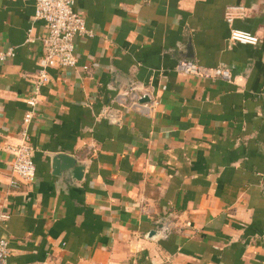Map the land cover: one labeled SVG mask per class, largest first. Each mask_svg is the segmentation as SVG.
Listing matches in <instances>:
<instances>
[{"label": "crops", "instance_id": "1", "mask_svg": "<svg viewBox=\"0 0 264 264\" xmlns=\"http://www.w3.org/2000/svg\"><path fill=\"white\" fill-rule=\"evenodd\" d=\"M74 11L91 36L39 89L27 185L10 149L46 30L35 0H0V48L14 49L0 66L7 264H264V0H76ZM231 29L259 43H232ZM180 61L232 80L179 75ZM57 154L85 167L81 181L53 167Z\"/></svg>", "mask_w": 264, "mask_h": 264}, {"label": "built area", "instance_id": "2", "mask_svg": "<svg viewBox=\"0 0 264 264\" xmlns=\"http://www.w3.org/2000/svg\"><path fill=\"white\" fill-rule=\"evenodd\" d=\"M76 0H35L34 18L45 27V35L41 38V57L38 60V73L33 86V93L26 103L29 111L25 114L17 137V145L10 149L12 159L10 170L12 177L24 184L32 185L36 181V168L33 162V149L30 142L29 126L34 120L35 107L38 104L39 89L50 82L49 70L72 69L77 64L76 39L90 37L84 17L74 11ZM234 16L228 12L226 22L231 24ZM229 40L232 43L255 46L258 38L250 33L231 29ZM30 42V40H28ZM14 57V49L0 48V66ZM88 67H84L87 69ZM175 72L182 76H194L200 79H222L231 81V72L224 67L208 68L190 61H180ZM138 88L132 87L131 94ZM4 218V216H0ZM9 255L8 243L0 239V264H7Z\"/></svg>", "mask_w": 264, "mask_h": 264}, {"label": "water", "instance_id": "3", "mask_svg": "<svg viewBox=\"0 0 264 264\" xmlns=\"http://www.w3.org/2000/svg\"><path fill=\"white\" fill-rule=\"evenodd\" d=\"M142 102H149L148 98H144ZM53 161V167L56 170H70L73 173L74 179L76 181H81L84 175L85 167L83 165H80L77 160H75L73 157H70L65 154H57L51 156ZM55 170V171H56ZM59 172V171H56Z\"/></svg>", "mask_w": 264, "mask_h": 264}]
</instances>
